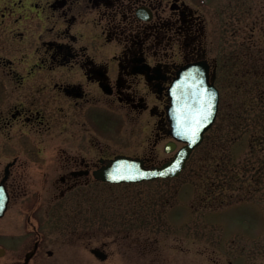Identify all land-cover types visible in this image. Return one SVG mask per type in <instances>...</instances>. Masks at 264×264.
<instances>
[{
  "label": "flooded vegetation",
  "instance_id": "obj_1",
  "mask_svg": "<svg viewBox=\"0 0 264 264\" xmlns=\"http://www.w3.org/2000/svg\"><path fill=\"white\" fill-rule=\"evenodd\" d=\"M225 10L226 4L217 11L201 0H0V182L9 196L5 213L27 190L54 191L49 203L54 197L81 209L84 200L77 198L94 199L100 186L95 171L116 155L141 157L147 165L165 160H159L158 149L164 151L172 141L169 88L186 65L206 66L208 80L219 89L218 121L225 134L232 72L225 43L218 45L214 37L212 18L221 16V27H226ZM237 59L245 64L244 58ZM254 59L247 67L255 68L252 75L257 77ZM48 172H58L59 178L47 186L25 182V176ZM64 197L68 199L62 201ZM35 203L26 201L23 211L35 214ZM65 207L46 210V219L29 216L47 224L48 238L33 227L25 235L13 233L30 242L22 249H27L23 259L3 264L40 259L51 231L63 234L62 220L52 221V216L64 215ZM89 219H81L82 224ZM84 227V235L94 233ZM4 244L0 258L14 246ZM45 253L50 257L52 250Z\"/></svg>",
  "mask_w": 264,
  "mask_h": 264
},
{
  "label": "rangeland",
  "instance_id": "obj_2",
  "mask_svg": "<svg viewBox=\"0 0 264 264\" xmlns=\"http://www.w3.org/2000/svg\"><path fill=\"white\" fill-rule=\"evenodd\" d=\"M204 1L217 11L226 4L222 15L226 16V27H221V16H212L217 24L214 37L218 45L225 43L232 72L226 89V135L219 128L214 135L213 129L208 132L178 176L117 185L100 183L93 200L77 198L84 200L78 217L74 214L78 210L73 211L79 208L71 209L73 206L67 202H56L53 197L49 203L48 195L54 191L20 193L0 218V243L6 240L9 247L14 244L0 258V264L23 259L27 250L22 249L29 244V237L18 238L13 233L25 235L33 227L48 238L44 236L47 224L29 220V216L46 219V210L63 205L65 214L52 216V221L62 220L63 234L51 231L43 255L34 264H264V76L257 81L252 76L256 69L247 67L256 57L260 73H264V0ZM238 57L244 58L245 64ZM244 104L249 106L247 124L232 125L235 113L244 110ZM212 141L214 149L210 150ZM219 141H223V158H230L229 166L239 174L235 181L224 176L221 198L209 193L210 200L206 201L204 189L209 186L205 179L215 172L210 160L217 158L220 162ZM158 152L159 160L171 155L162 149ZM54 177L59 178L58 172L24 179L29 184L47 186ZM216 181L210 186L214 191L221 184L219 177ZM32 200L38 202L37 208L35 214L27 215L23 209L26 201ZM82 216L90 218L86 224L94 231L90 236L84 235L87 229ZM30 233L28 236H34ZM92 247L103 249L108 258H95L90 253ZM47 249L52 250L50 257L45 253Z\"/></svg>",
  "mask_w": 264,
  "mask_h": 264
},
{
  "label": "water",
  "instance_id": "obj_3",
  "mask_svg": "<svg viewBox=\"0 0 264 264\" xmlns=\"http://www.w3.org/2000/svg\"><path fill=\"white\" fill-rule=\"evenodd\" d=\"M172 112V135L184 142L174 156L161 165L146 166L139 157L117 155L108 160L97 171L96 176L108 182H136L177 175L185 166L192 150L202 141L204 132L212 125L218 108L219 92L213 83L208 82L205 69L202 66L185 68L175 81L170 91ZM175 149L172 143L166 146V151ZM8 195L0 184V216L7 207ZM0 253L3 249L0 248ZM92 251L104 258L99 250Z\"/></svg>",
  "mask_w": 264,
  "mask_h": 264
},
{
  "label": "trees",
  "instance_id": "obj_4",
  "mask_svg": "<svg viewBox=\"0 0 264 264\" xmlns=\"http://www.w3.org/2000/svg\"><path fill=\"white\" fill-rule=\"evenodd\" d=\"M244 110H241V111H239L238 113L236 112L235 113V116H237V117H235V120L233 121L232 120V118H231V120L233 121V124L235 125V126H238L241 122L243 123V122H245V125L247 124V121H248V119L250 118V113H249V110H248V105L247 104H244ZM220 129V127L219 126H217V127H215V128H213V134L212 135H214L215 133H216V131H217V129ZM221 130V129H220ZM212 137V136H211ZM215 141H212L210 144H209V146H211V148H210V150L211 149H214V147H213V143H214ZM220 142V146L219 147H221V141H219ZM209 150V152H208V156H209V158H211L212 157V155H211V151ZM221 153H220V158L218 159V161H220V162H217L216 161V159H214V158H212L211 160H210V164L212 165V169H213V171H215V172H213L212 174H208V176L206 177V181H205V183H207L208 185H206L207 187L209 186V188H206V189H204V190H206L207 192V196H206V201H208V200H210V196H208V194L209 193H212V194H218V198H221V192L223 193V186L225 185V183H223V181H222V179H223V177L224 176H227L228 175V178H230V180L231 181H235L237 178H238V171H236V170H232V168L229 166L228 168H227V170H226V167H225V164H224V158H223V155H222V147H221ZM228 160H231L230 158H227V160H226V162L228 161ZM209 164V165H210ZM219 171V172H218ZM227 171V172H226ZM211 173V172H210ZM212 177H216V179H218V177L220 178V182H221V184H219L217 187H216V189H215V191L210 187L212 184H214V183H212V182H217L216 181V179L214 180ZM234 179V180H233ZM212 183V184H211ZM218 192V193H215V192ZM213 198H216L215 196H213Z\"/></svg>",
  "mask_w": 264,
  "mask_h": 264
}]
</instances>
